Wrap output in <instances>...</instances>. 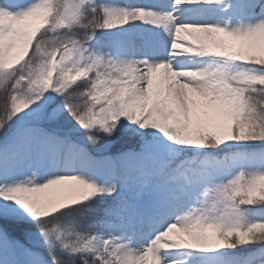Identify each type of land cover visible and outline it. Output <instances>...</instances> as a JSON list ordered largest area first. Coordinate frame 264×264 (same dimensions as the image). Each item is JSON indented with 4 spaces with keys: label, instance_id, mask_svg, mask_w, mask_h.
I'll list each match as a JSON object with an SVG mask.
<instances>
[{
    "label": "snow or ice",
    "instance_id": "1",
    "mask_svg": "<svg viewBox=\"0 0 264 264\" xmlns=\"http://www.w3.org/2000/svg\"><path fill=\"white\" fill-rule=\"evenodd\" d=\"M0 264H264V0H0Z\"/></svg>",
    "mask_w": 264,
    "mask_h": 264
},
{
    "label": "rangeland",
    "instance_id": "2",
    "mask_svg": "<svg viewBox=\"0 0 264 264\" xmlns=\"http://www.w3.org/2000/svg\"><path fill=\"white\" fill-rule=\"evenodd\" d=\"M121 3L125 2V0H120ZM134 2H145V0H134Z\"/></svg>",
    "mask_w": 264,
    "mask_h": 264
}]
</instances>
